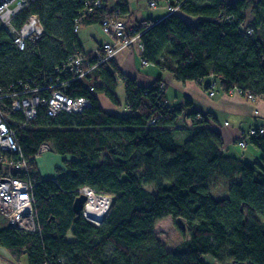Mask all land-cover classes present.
Here are the masks:
<instances>
[{"label":"trees","instance_id":"1","mask_svg":"<svg viewBox=\"0 0 264 264\" xmlns=\"http://www.w3.org/2000/svg\"><path fill=\"white\" fill-rule=\"evenodd\" d=\"M95 1L33 0L13 23L20 28L33 15L44 33L24 50L0 25L1 92L13 83L19 87L20 79L30 87L43 83L75 53L97 63L96 55L84 52L76 25L127 20L129 7L126 0H117L116 10L108 0L101 6ZM167 1L178 11L146 21L149 27L134 25L143 31L145 63L207 91L206 80L218 76L225 93L238 87L244 96L264 97V0ZM68 93L86 97L89 106L51 116L42 105L25 121L5 100L4 112L28 161L38 227L23 231L7 223L0 227V247L18 261L25 256L27 264H210L207 256L218 264H264V134L249 140L260 151L257 161L230 155L212 115L189 97L170 104L161 76L141 85L114 59L97 64L85 80L72 81ZM100 93L122 109L105 110ZM43 143L67 157L53 177H44L35 159ZM4 167L0 162V178ZM85 186L113 196L99 225L74 210ZM222 186L227 192L217 196L214 190ZM167 216L177 233L161 241L153 229Z\"/></svg>","mask_w":264,"mask_h":264},{"label":"built area","instance_id":"2","mask_svg":"<svg viewBox=\"0 0 264 264\" xmlns=\"http://www.w3.org/2000/svg\"><path fill=\"white\" fill-rule=\"evenodd\" d=\"M32 1L0 0V25L11 34L13 43L20 50L26 49L31 41L44 33L43 25L33 15L29 16L20 28H17L13 23V19ZM95 5L101 6L102 1L96 0ZM151 5H155V2L151 1ZM177 11L178 7L171 8V12ZM126 22L125 18L118 16L102 20L100 25L109 36L108 40L101 45L102 51H104L103 55L100 54V48L95 54L99 58L97 63L92 64L85 54L75 53L54 69L55 74L50 75L48 80L39 85L30 87L28 82L20 79L17 81L19 87L13 83L9 86L8 91L1 92L0 90V162L5 165L4 174L0 178V213L11 227L23 231H35L38 227V219L32 194L33 186L28 174V161L21 156L16 137L17 129L10 123L3 105L8 101L12 111L21 112L25 121L36 117L38 109L42 105L46 107L47 113L51 116L62 111H81L89 106L90 101L86 97L69 95L68 87L72 81L85 80L97 64L115 57L120 49L135 43H138L139 47L142 48L140 36L143 31L136 32L138 27L127 25ZM150 25L151 23L142 22L141 26L149 27ZM79 28L80 26L76 25L75 30L78 31ZM206 84L209 86L208 92L211 96L223 92L220 89L218 76L207 79ZM90 89L93 90L94 88L91 86ZM228 93H240V90L238 87H234ZM245 97L251 101L259 98L250 92H247ZM255 113L258 111L255 110ZM24 124L22 123V125ZM259 134H264L263 126H250L242 129L238 143L245 148L250 138ZM50 151L49 144H41L35 159L41 157L42 153ZM14 154H20V157L15 158ZM86 190L103 199L107 198L104 194L103 196L99 195V192L89 186L79 189V193H85ZM87 204L88 200L82 214L85 215V218L99 225V220L93 219L87 214Z\"/></svg>","mask_w":264,"mask_h":264},{"label":"crops","instance_id":"3","mask_svg":"<svg viewBox=\"0 0 264 264\" xmlns=\"http://www.w3.org/2000/svg\"><path fill=\"white\" fill-rule=\"evenodd\" d=\"M108 1L111 7L117 3V0ZM150 1L151 0H126L129 7L127 18L136 24L143 21L157 22L170 14V5L167 0H156L155 6H151ZM227 1L233 2L235 0ZM248 1L251 5L258 2V0ZM247 15L248 17L252 16L251 8L247 10ZM188 20L194 22L196 18L189 17ZM78 36L84 52L91 55L96 54L103 41L108 38L102 31L100 24L81 26L78 31ZM114 61L125 75L135 78L141 85H150L157 77L161 76L165 84V93L170 104L182 103L185 97H189L193 101L195 108L201 110L205 114L213 116L215 119L213 126L222 132L225 150L228 154L248 161H257L259 159L260 151L255 145L248 142L247 147L243 148L239 145L238 140L242 129H246L250 126L264 127V97H259L257 100L251 101L241 93L230 94L225 92H219L211 96L207 89L200 83L192 80L180 82L175 79L173 73L164 72L154 64L143 62L142 48L136 44L120 49L115 55ZM124 86V82L119 80L118 89L121 90L123 97ZM101 95L105 96L100 93L98 96L99 99ZM255 110H257L258 113H255ZM48 175L49 174H43L44 177H48ZM4 251L6 250L4 249ZM23 257H21V259ZM12 259L16 261V263H13L11 261ZM17 263L18 260L13 257L11 259H6L1 256L0 258V264Z\"/></svg>","mask_w":264,"mask_h":264},{"label":"rangeland","instance_id":"4","mask_svg":"<svg viewBox=\"0 0 264 264\" xmlns=\"http://www.w3.org/2000/svg\"><path fill=\"white\" fill-rule=\"evenodd\" d=\"M151 1H154L155 4H156V0H151ZM151 1H150V5H151ZM109 2V1H108ZM109 4V3H108ZM170 5V4H169ZM151 6H155V5H151ZM109 7L111 9H114L116 10V4L111 7L109 5ZM171 8H174V7H170L169 6V10H170V13H171ZM127 22V25H136L135 23H133L132 21H130L129 19L126 20ZM143 22H146V21H143ZM142 24V23H141ZM102 28V26H101ZM80 29V28H79ZM79 31V30H78ZM102 31L104 32L103 28H102ZM105 33V32H104ZM106 34V33H105ZM107 35V34H106ZM109 36V35H107ZM108 38L106 40H104L103 42L107 41ZM137 46L138 43H135ZM129 47V46H127ZM95 55V54H94ZM110 59H114L113 58H110ZM144 62V61H143ZM118 96H119V99L121 101H123V94L121 92L120 89H118ZM99 96V94H98ZM100 99H101V102H102V105H103V108L107 111H117L119 109H122L121 107H117L113 102H111V100L109 98H107L106 96H103L101 95L100 96ZM65 158L67 157H60L59 155L53 153L52 151L50 152H45L44 154L42 153V156L39 157L36 161H37V164H38V168H39V171L42 173V175H46V174H49L48 177H53L58 169V167L60 168H65L66 165L64 163V160ZM252 162V161H250ZM227 186H222V187H219L217 189L214 190V193L217 195V196H222V195H225L226 192H227ZM99 195H102L101 193H99ZM107 197L108 199V207H107V212L105 214V217L102 219V221L100 223L103 222V220L106 218L107 214H108V211L110 209V205L112 203V200H113V196L112 195H104ZM84 215V214H83ZM85 217V215H84ZM87 219V218H86ZM89 221H91L90 219H88ZM92 222V221H91ZM93 223V222H92ZM7 224V221H6V218L0 213V227H3ZM153 232L154 234L156 235V237L158 239H160L161 241H164L170 237H173L177 231L175 229V226H174V222H173V219L171 216H167V217H164L162 219H160L154 226V229H153ZM183 245H180V247H182ZM6 250V249H5ZM8 252V250H6ZM4 251V248L3 247H0V258L1 256L6 258V259H11L12 256L11 254L8 252ZM10 257V258H9ZM206 260L210 263V264H218L213 258L207 256L206 257ZM13 263H16V261H14L13 259L11 260ZM17 264H27V261H26V258L23 257L20 261H18Z\"/></svg>","mask_w":264,"mask_h":264},{"label":"bare ground","instance_id":"5","mask_svg":"<svg viewBox=\"0 0 264 264\" xmlns=\"http://www.w3.org/2000/svg\"><path fill=\"white\" fill-rule=\"evenodd\" d=\"M85 193L88 196V204L86 206L87 214L93 219L102 220L107 212L108 199L98 197L89 190H86Z\"/></svg>","mask_w":264,"mask_h":264},{"label":"water","instance_id":"6","mask_svg":"<svg viewBox=\"0 0 264 264\" xmlns=\"http://www.w3.org/2000/svg\"><path fill=\"white\" fill-rule=\"evenodd\" d=\"M87 200H88V196L84 192H80L77 195V197L74 200V205H73L74 210L77 214L82 213V210ZM99 221L101 222L102 220H99Z\"/></svg>","mask_w":264,"mask_h":264}]
</instances>
